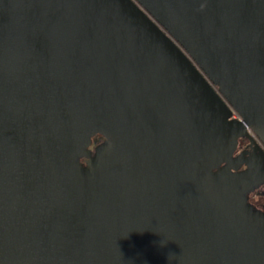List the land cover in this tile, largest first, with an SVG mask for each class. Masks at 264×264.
Instances as JSON below:
<instances>
[{"label": "water", "instance_id": "95a60500", "mask_svg": "<svg viewBox=\"0 0 264 264\" xmlns=\"http://www.w3.org/2000/svg\"><path fill=\"white\" fill-rule=\"evenodd\" d=\"M248 128L264 0H0V264H264Z\"/></svg>", "mask_w": 264, "mask_h": 264}, {"label": "flooded vegetation", "instance_id": "af4514ba", "mask_svg": "<svg viewBox=\"0 0 264 264\" xmlns=\"http://www.w3.org/2000/svg\"><path fill=\"white\" fill-rule=\"evenodd\" d=\"M231 120L240 121L241 117H232ZM244 135L238 138L230 162L221 163L213 172L230 167L234 174L240 176L242 183L238 188L244 196L245 206L264 215V140L250 128ZM104 141L106 138L100 135L94 137L90 150L93 151ZM81 162L86 166L85 159Z\"/></svg>", "mask_w": 264, "mask_h": 264}, {"label": "built area", "instance_id": "2783aa9c", "mask_svg": "<svg viewBox=\"0 0 264 264\" xmlns=\"http://www.w3.org/2000/svg\"><path fill=\"white\" fill-rule=\"evenodd\" d=\"M233 112H234L233 117L238 118L239 117L238 113L236 111H233Z\"/></svg>", "mask_w": 264, "mask_h": 264}]
</instances>
